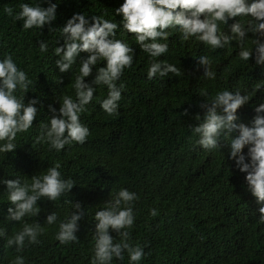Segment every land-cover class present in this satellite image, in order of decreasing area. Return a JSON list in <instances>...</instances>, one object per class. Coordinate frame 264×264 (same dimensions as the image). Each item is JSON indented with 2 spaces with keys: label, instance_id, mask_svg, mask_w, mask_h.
I'll return each instance as SVG.
<instances>
[{
  "label": "trees",
  "instance_id": "obj_1",
  "mask_svg": "<svg viewBox=\"0 0 264 264\" xmlns=\"http://www.w3.org/2000/svg\"><path fill=\"white\" fill-rule=\"evenodd\" d=\"M38 2L0 0V58L12 55L18 68L33 81L25 103L40 100L36 120L27 132L17 135L14 152L0 153V229L11 235L22 226L6 219L11 204L3 180L31 182L33 175L46 174L59 162L62 176L71 178L75 186L57 201L42 198L37 202L41 209L37 216L24 218L45 229L38 243L26 244L19 253L26 264H91L95 213L120 188L139 197L133 202L134 224L124 229L133 246L144 248L139 264H264V224L258 222L259 205L247 189L246 174L236 170L227 158L226 142L222 149L205 150L196 143L198 137L191 130L197 123L191 116L200 111L196 105L203 100L201 91L211 96L223 89L252 90L262 85L238 110V122L251 126L254 107L264 102V66H255L254 59L241 61L235 42L231 48L212 50L194 37L184 41L178 31L170 30L168 52L155 59L175 64L179 74L149 80L147 69L153 58L141 50L135 34L118 28L117 39L134 51L132 66L125 68L117 82L124 84L119 108L115 114H107L99 101L106 98L108 89L93 85V101L80 114L90 135L85 143L73 142L57 152L44 141L37 144L36 138L55 115L50 106L58 110L64 95L75 99V76L88 55L81 53L72 69L60 72L55 63L60 57L54 54L55 47L64 43L60 27L78 12L119 24L121 17L115 15V8L123 0H58L57 20L53 22L56 30L52 32L47 25L42 30H25L22 21L3 11L12 7L16 13L21 3ZM41 41L48 44L45 53L39 50ZM201 55L213 59L215 80L205 79L202 68L197 71L195 58ZM94 76L95 71L86 80L91 82ZM185 108L190 109L191 116H184ZM65 200L79 202L85 215L77 222L78 240L60 244L55 239L59 222L75 211ZM152 209L157 215H151ZM53 212L58 220L47 225V216ZM111 234L120 242L115 232ZM17 254L15 248L6 249L5 240L0 238V264H11ZM111 264H129L127 253L123 261L114 258Z\"/></svg>",
  "mask_w": 264,
  "mask_h": 264
},
{
  "label": "clouds",
  "instance_id": "obj_2",
  "mask_svg": "<svg viewBox=\"0 0 264 264\" xmlns=\"http://www.w3.org/2000/svg\"><path fill=\"white\" fill-rule=\"evenodd\" d=\"M42 3H46L47 7ZM19 9L14 13L12 7H5L3 11L14 20L22 21L25 30L34 27L42 30L46 25L49 32L56 30L53 22L57 20L58 0H39L34 5L21 3ZM115 15L121 17L119 24L103 16L89 17L78 12L60 27L64 43L54 49L55 56L60 57L55 61L59 71L68 72L81 53L88 55L79 64L75 76V99L64 95L58 110L50 106L55 115L42 126L36 138L37 144L44 141L59 152L73 142L85 143L90 130L81 123L80 114L93 101L96 91L93 85L108 89L106 98L99 101L100 107L109 115L117 112L124 90V84L121 82L118 85L117 82L125 68L132 66L134 59L133 48L124 40L117 39L118 28L135 34L141 50L153 58L147 69L149 80L157 76L163 78L170 73L179 74L175 64L155 59L168 52L167 41L171 31H178L184 41L194 37L212 50L231 48L232 42H235L241 61L254 59L255 66H264V0H123L115 8ZM250 34L252 38H249ZM39 50L47 52L48 44L39 42ZM195 59L198 61L197 71L202 68L205 79L215 80L213 59L208 55ZM101 61L105 62L104 66L97 67ZM94 71V78L88 82L86 78L93 76ZM32 83L28 74L18 68L12 55L0 58V153L14 152L17 135L27 132L37 118L36 105L40 100L33 98L25 103V94ZM261 86L252 90L223 89L211 96L201 91L203 100L196 105L200 111L191 116L190 109L185 108L184 116H191L197 122L191 130L198 137L196 143L203 149H222L226 142L227 158L236 170L246 174L247 189L259 205L258 222L264 224V102L254 107L251 126L238 122V110L252 100ZM18 92L20 95H17ZM60 168V163L56 162L46 174L33 175L31 182H22L20 178L2 181L7 189V201L11 204L6 219L21 222L22 225L11 235L0 229V238L5 240L6 249L15 248L18 253L11 264H26L19 253L23 252L26 244L38 243V236L45 231L39 223L30 224L24 220L26 216H37L40 212L37 202L45 197L57 201L74 188L75 182L71 178L65 179ZM138 199L135 192L120 188L104 208L95 213L91 264H111L114 258L123 261L125 253L129 264L142 261L144 248L133 246L129 242V232L124 230L134 224L133 202ZM65 204L75 211L59 222L55 239L60 244L78 240L75 235L77 222L85 215L79 202L65 200ZM151 215H157V211L152 209ZM57 220L58 214L53 212L47 216L46 223L53 225ZM111 232L120 237V242H115Z\"/></svg>",
  "mask_w": 264,
  "mask_h": 264
}]
</instances>
